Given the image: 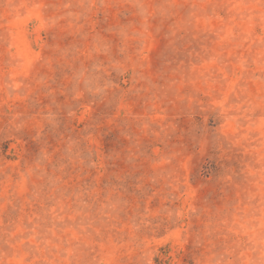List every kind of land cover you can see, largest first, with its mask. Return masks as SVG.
Masks as SVG:
<instances>
[{"label":"rangeland","instance_id":"obj_1","mask_svg":"<svg viewBox=\"0 0 264 264\" xmlns=\"http://www.w3.org/2000/svg\"><path fill=\"white\" fill-rule=\"evenodd\" d=\"M0 264H264V0H0Z\"/></svg>","mask_w":264,"mask_h":264}]
</instances>
